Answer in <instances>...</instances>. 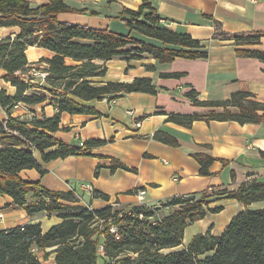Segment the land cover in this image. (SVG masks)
<instances>
[{"label":"trees","instance_id":"obj_1","mask_svg":"<svg viewBox=\"0 0 264 264\" xmlns=\"http://www.w3.org/2000/svg\"><path fill=\"white\" fill-rule=\"evenodd\" d=\"M77 11L80 10L65 0H48L37 5L29 0H0V25L20 28L15 36L0 38L3 77L17 88L14 95L0 88V105L8 112V117L0 120V192L11 195L13 205L24 207L28 214L55 212L62 218L45 232L40 222L0 229V264H44L38 254L41 250L45 255L56 252L57 264H99L100 257L104 264H264V205L252 206L264 201V175L249 173L234 189L174 195L167 199V204L177 207L162 217L155 215L158 204L152 208L111 203L89 210L76 202L78 199L73 192L49 190L40 187L39 181L26 180L20 175L22 169L32 167L44 174L47 171L44 163L70 154L91 153L88 147L104 143L102 139H88L84 149L82 145L55 136V131L65 128L60 124L63 111L101 113L94 106L78 101L77 97L90 100L115 98L132 91L156 93L157 88L149 76H136L132 81L96 82L93 77L106 74L109 59L121 56L131 60L148 53L160 62H169L179 56L198 58L209 54L200 39L162 25L160 14L149 0H143L137 9H123L122 20L130 27L127 33L59 18L61 12ZM133 30L138 35H133ZM260 35L263 34H241L236 35V39L239 43L258 42ZM30 45L44 47L52 53L38 61L46 63L42 70L47 72L44 83L34 81L28 74L32 62L26 50ZM128 45H132L131 48ZM238 52L264 59V50L239 48ZM148 67L155 68L154 65ZM182 74L161 72L162 76ZM46 91L50 92V97ZM187 95L195 104L224 107L221 112L212 110L203 115L207 119L264 122V102L253 98L248 90L234 91L222 100H200L194 88ZM47 98L58 107L54 115L33 118L12 115L13 108L20 102L36 104ZM229 106L239 110L232 111ZM200 116L171 112L168 120L190 125ZM155 136L178 144L174 136L161 130L156 131ZM36 151H40L42 161ZM196 156L201 164L200 173L210 174L214 157ZM115 166L128 167L120 161L112 164V169ZM29 192L37 197L35 201H27ZM100 194L94 190V195ZM212 195H217L216 200L237 199L245 207L233 215L220 234L210 229L199 232L182 246L189 224L224 208L223 204L211 205L214 200L208 197ZM61 199L75 203H64ZM48 247L52 249L46 250ZM168 248L172 249L166 251Z\"/></svg>","mask_w":264,"mask_h":264},{"label":"crops","instance_id":"obj_2","mask_svg":"<svg viewBox=\"0 0 264 264\" xmlns=\"http://www.w3.org/2000/svg\"><path fill=\"white\" fill-rule=\"evenodd\" d=\"M29 1L32 5L48 2ZM142 1L65 0L80 11L61 12L59 18L127 33L130 27L122 20L123 9H137ZM149 1L160 14L162 25L200 39L209 51L208 56H179L169 62H160L143 53L141 58L131 60L121 56L109 59L102 83L149 76L157 88L156 93L132 91L115 98L90 100L77 97L78 101L94 106L101 113L63 111L60 124L65 128L55 131V136L79 145L93 138L102 139L104 143L88 148L83 143V148L91 153L70 154L44 163L47 169L44 174L35 167L24 168L19 172L24 179L39 181L40 187L49 190L71 191L78 199L77 203L99 208L115 201L124 205L136 204L134 191L138 187L146 188V201L160 204L174 195H199L205 190L237 188L249 173L264 175V122L207 119L203 115L212 110L221 112L224 107L195 104L187 95L194 88L200 100H222L234 91L248 90L253 93V98L264 102V59L238 52L239 48L264 50V0ZM19 29L17 25H0V38L15 36ZM260 33L263 35L258 42L239 43L236 39V35ZM132 34L138 35L135 30ZM26 51L32 62L28 74L35 78L34 81L44 83L43 77L35 71L43 70L46 63L38 61L50 56L51 51L38 45H30ZM161 72L183 74L162 76ZM4 73L5 69L0 66V88L14 95L17 88L3 77ZM229 107L232 111L239 110L236 106ZM57 110L58 107L47 98L36 104L20 102L13 108L12 115L33 118L54 115ZM171 112L201 116L190 125H183L168 120ZM7 117V110L0 105V120ZM158 130L174 136L178 144L158 139L155 136ZM196 154L214 157L210 174L200 173L201 164ZM36 156L42 161L40 151H36ZM119 161L128 167L112 169V164ZM81 182L91 183L101 194L96 196L87 192ZM103 193L109 197H104ZM36 198L33 192L27 193L28 202ZM13 201L11 195L0 192V229L40 222L45 232L62 220L55 212L51 215L46 211L28 214L24 207L14 206ZM217 201L224 208L189 224L183 243L188 244L195 234L209 229L220 234L233 215L245 207L234 198L222 197ZM61 202L75 203L66 199ZM190 225L197 228L186 237ZM40 252L44 253V250L38 254ZM49 257L52 264H57L56 252H51Z\"/></svg>","mask_w":264,"mask_h":264},{"label":"rangeland","instance_id":"obj_3","mask_svg":"<svg viewBox=\"0 0 264 264\" xmlns=\"http://www.w3.org/2000/svg\"><path fill=\"white\" fill-rule=\"evenodd\" d=\"M131 46L132 45H128V48H131ZM36 67V66H35ZM35 71V70H34ZM41 68H38L35 72H36V74H38L40 77H42V75H41ZM104 76H95V77H93V79H95L96 80V82H102V78H103ZM46 93L48 94V96H50V92L49 91H46ZM208 198H212L214 201L211 203V205H216V204H218L219 203V201H217L216 200V196H214V195H212V196H209ZM264 205V201H259V202H255V204H254V207H259V206H263ZM116 206H118V205H116ZM151 206H152V208H155L154 206H155V203H152L151 204ZM157 206H159V208L158 209H156V217H162L163 215H165V214H167V213H169L173 208H176L177 206H173V205H168L167 204V200H165L164 201V203H162V204H158ZM153 219V218H152ZM228 225V224H227ZM197 227H196V225H190V227H189V231H188V233L186 234V237H189L188 235H191V233H193V231H196V230H194V229H196ZM226 228V227H225ZM216 229H218V227L216 228ZM184 245H186V243H183ZM184 245H182V246H184ZM172 248H168V249H166V251H169V250H171ZM100 252H103V250H100ZM102 254V253H101ZM39 255L41 256V260L44 262V264H52V259L49 257V255H45L44 253H39ZM99 264H104L103 263V258L102 257H100V261H99Z\"/></svg>","mask_w":264,"mask_h":264},{"label":"built area","instance_id":"obj_4","mask_svg":"<svg viewBox=\"0 0 264 264\" xmlns=\"http://www.w3.org/2000/svg\"><path fill=\"white\" fill-rule=\"evenodd\" d=\"M41 75L44 78L47 75V72L45 71H41ZM84 142H82L81 145H83ZM81 186L85 188V190L89 193H94V187L91 183L88 182H81ZM146 188L145 187H138L135 189L134 193L137 196V203L139 205H147V206H151V204L146 201ZM113 205H120L119 202L115 201L114 203H112ZM89 210H93V206L91 205H87L86 206Z\"/></svg>","mask_w":264,"mask_h":264}]
</instances>
